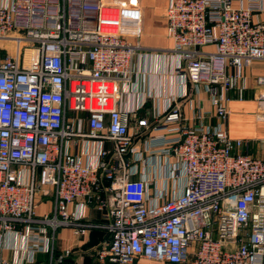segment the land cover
<instances>
[{"label": "built area", "instance_id": "obj_1", "mask_svg": "<svg viewBox=\"0 0 264 264\" xmlns=\"http://www.w3.org/2000/svg\"><path fill=\"white\" fill-rule=\"evenodd\" d=\"M261 9V0H168L167 35L188 85L178 98L204 91L216 123L196 112L188 126L179 100L169 103L144 146L164 157L165 172L147 179L136 177L133 138L148 121L120 107L118 88L134 72L139 5L0 0V264H37V254L50 264L63 227L108 234L95 246L99 264H264V152H243L249 141L224 127L227 93L243 98L255 64L264 121V22L253 19ZM80 142L93 162L71 152ZM38 191L53 197L43 215ZM91 205L98 223L88 220ZM10 234L12 259L2 255Z\"/></svg>", "mask_w": 264, "mask_h": 264}, {"label": "crops", "instance_id": "obj_2", "mask_svg": "<svg viewBox=\"0 0 264 264\" xmlns=\"http://www.w3.org/2000/svg\"><path fill=\"white\" fill-rule=\"evenodd\" d=\"M130 1V0H128ZM141 10V31L137 41L139 50L134 57V72L129 81L119 82L118 88L121 93L120 107L125 111L136 109L138 117H143L148 121L147 127L140 128L139 134L133 138L134 149L141 152L142 159L135 162L138 166L139 175L150 179V175H161L163 169L164 157L155 154L149 155L144 150L145 141L150 135L158 131L153 127L159 122V117L164 109L174 99L180 103L181 113L184 123L188 126L194 125V115L200 112L207 123L215 124L216 118L210 105L207 93L202 90L192 92L187 97H179L187 89L181 72L176 70V59L171 52L172 41L167 35L164 11L168 0H134ZM244 1V0H243ZM262 9L253 13L255 21L264 22V0ZM238 5V1H234ZM212 50V46L204 47ZM262 65L255 64L245 69V75L248 79V89L245 90L243 98L238 99L233 91L227 93L226 101L229 115L224 122V127L231 138L248 140L249 145L243 147V152H249L253 155H262L259 150L260 142L264 140V121L256 118L257 101L253 78L262 72ZM73 117L83 118L85 113H73ZM84 128L87 127L84 125ZM132 132V129L130 130ZM71 152H76L82 156L83 162H93L90 157L82 154L83 145L80 142L76 149L71 148ZM172 161V157L169 159ZM183 180L179 179L177 188L180 189ZM168 190L171 184H167ZM177 190V189H176ZM156 192L154 185L150 186L149 193L153 195ZM36 211L38 215L49 212L52 204V195H47L43 191L35 194ZM71 207L73 204L70 205ZM101 219L100 211L93 205L88 208V220L99 222ZM72 227H63L56 233L54 240V257L50 264H99L95 256V246L104 240L102 229H89L83 235H74ZM104 231V230H103ZM14 235L3 236L2 243L4 247L2 255L12 259L13 249L15 248ZM71 249L68 256L63 255L65 249ZM37 264H49L48 256L37 254ZM137 264H173L169 262H155L143 257L136 260Z\"/></svg>", "mask_w": 264, "mask_h": 264}, {"label": "rangeland", "instance_id": "obj_3", "mask_svg": "<svg viewBox=\"0 0 264 264\" xmlns=\"http://www.w3.org/2000/svg\"><path fill=\"white\" fill-rule=\"evenodd\" d=\"M106 2H110V1H112V2H117V1H123V0H105ZM128 1V0H127ZM129 3L131 2V3H135V1L134 0H130V1H128ZM136 4V3H135ZM164 13V12H163ZM263 149H264V146H263V144L262 145H260V148H259V150L262 152L263 151ZM264 152V151H263ZM262 152V153H263Z\"/></svg>", "mask_w": 264, "mask_h": 264}, {"label": "trees", "instance_id": "obj_4", "mask_svg": "<svg viewBox=\"0 0 264 264\" xmlns=\"http://www.w3.org/2000/svg\"><path fill=\"white\" fill-rule=\"evenodd\" d=\"M101 221V219L99 220V222ZM102 232L104 233V239L108 236V234L102 230Z\"/></svg>", "mask_w": 264, "mask_h": 264}]
</instances>
